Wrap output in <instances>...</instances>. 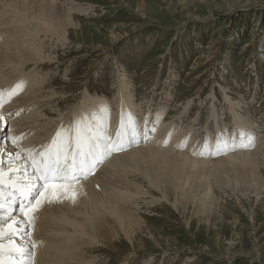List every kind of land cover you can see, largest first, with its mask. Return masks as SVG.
<instances>
[{"label": "rangeland", "instance_id": "obj_1", "mask_svg": "<svg viewBox=\"0 0 264 264\" xmlns=\"http://www.w3.org/2000/svg\"><path fill=\"white\" fill-rule=\"evenodd\" d=\"M71 1L78 9L72 13L68 39L41 38L46 61L39 64L46 66L35 74L50 82L43 86L37 78L33 90L52 87L57 94L40 112L50 109L52 119L59 121V114L81 102L87 108L82 114L88 115L96 109L89 106L91 97L98 106L104 99L116 116L123 99L135 95L133 110L151 104L153 115L168 112L166 125L181 117L182 128H190V149V142L211 144L208 136L197 138L202 126L212 124L213 115L228 124L237 123L242 114V125L254 127L255 141L262 137L245 151L259 144L264 149V0ZM32 68L27 73H34ZM0 84L6 86L5 77ZM240 101L242 107L230 105ZM36 125L42 133L49 130ZM130 159L134 164L129 175L137 174L134 181L147 194L138 196L143 203L133 208L145 224L137 228L133 243L121 236L114 240L115 248L101 246L95 264H264V173L259 184L256 178L252 185L251 175L245 174L247 180L241 182L233 172L219 170L224 166H205L198 174L181 167L178 170L186 173L179 192L165 195L149 189L143 179L144 170H153L155 163ZM190 175L197 177L186 184Z\"/></svg>", "mask_w": 264, "mask_h": 264}, {"label": "bare ground", "instance_id": "obj_2", "mask_svg": "<svg viewBox=\"0 0 264 264\" xmlns=\"http://www.w3.org/2000/svg\"><path fill=\"white\" fill-rule=\"evenodd\" d=\"M77 9L78 7L71 0H63L62 2L58 0H0V78H6V86L2 87L0 84V89L6 90L4 103L0 106V118H2L0 119V137L4 140L0 143V170L7 173L9 177L23 175V169L20 173H12L9 172V168L24 165L27 159V150L34 149L37 152L43 150V147L51 142L56 132L62 127L66 130L64 134L67 135L68 132L73 131L72 125L76 118L87 111V108L80 106L81 102H78L71 112L59 114L60 119L57 121L52 119L51 116L53 115H51L50 109H46L44 113L40 112L39 109L52 105L57 94L54 91L56 88L51 91L52 87H50V91L48 89V91L38 93L33 90L37 78L41 79L43 86H46V82L49 81L47 78L38 77L35 74L38 73V68L44 66L39 64V60L43 59L44 61L46 58L45 54L43 55L45 41H41L43 40L41 39L42 36H46V38L47 36H57L58 39H68L69 29L74 26L72 13ZM48 57L50 56L48 55ZM29 67H33L34 73L33 71L27 73ZM22 79L26 80V86L22 91H17L9 98L8 90L13 89ZM30 90L31 92H29ZM58 93L60 92L58 91ZM134 97L135 95H129L127 99H123L124 103H121L123 106H120L116 116L110 114L108 132L112 136L115 135L123 108L125 112H131L137 121L140 119L141 131L137 138L138 142L130 143L126 151L113 152V155L109 156V163L100 165L99 169L96 168L86 178L78 180L73 186L78 192L75 203L66 199L62 202L45 204L36 212L34 225L24 227L23 231L31 232L33 240L41 242L35 249L34 264H95L97 259L101 257V255L96 254L101 246L114 247V240L121 236L133 243L137 236V228L145 224L143 219L138 216L139 213L133 208L143 203V199L140 201L138 196L147 194L134 181L137 174L132 172L133 174L129 175L134 164V159H130L132 157H136V160L138 157L139 159L148 158L147 165L155 163L153 170L150 169V166L144 170L143 179L149 183V189L155 187L165 195L171 194L179 188L183 174L186 173L178 170L181 167H189L192 172L198 174L206 169L205 166H224L219 170L233 172L241 182L247 180L245 174H248L251 175L250 183L252 185L255 184L256 178H258L256 185L259 184V179L264 173V151H262L264 149L261 148L262 145L259 144L253 151H245L252 147H236L229 151L230 147L227 150L229 151L227 155L224 154L227 151H221L222 155L215 159L209 158V160L207 157H212L213 154L207 153L209 156L194 154V152L199 153L203 145L196 146L190 142L188 144L192 150L181 145V141L190 133L189 127L184 126V132L183 126L180 125L182 123L181 117L175 120L173 124L166 125L167 119L164 120L163 118L168 112L162 115L161 112L157 111L153 115L150 110L151 104L146 110H133L131 104ZM103 102L110 107V110H113V107L104 99L100 105ZM241 103L242 101L239 103L231 102L230 105L236 104L237 106L233 107H242ZM57 105H61V103ZM100 105L93 103L90 97V107H94L96 108L95 111H98ZM212 105L215 108L218 106L214 102ZM231 111L234 115L238 114L234 109ZM158 115L160 119L156 123ZM219 117L220 115L218 117L213 115L212 124L206 125L205 128L202 126L198 130L201 135L197 140L204 136L210 137L208 141L211 142L210 147L212 149H215L218 143L223 145L221 139L231 145L230 137L235 136L233 132L236 129L237 131L246 129L242 125L246 123L243 114L239 116L238 124L235 123V120L234 123L225 124L222 120L220 121ZM146 119L147 124H145ZM179 122L181 123L179 124ZM36 124L47 125L48 132H40V127ZM25 125L33 126L25 128ZM232 125L234 126L233 132L227 130L221 132ZM54 127L56 128L52 129ZM153 127H155L154 132L152 131ZM252 128L246 130L254 135V127ZM169 132L172 133L170 139L168 137ZM261 139L262 137L255 141V144H258L257 142ZM165 140L168 142L164 143ZM18 152L20 153L19 157L16 156ZM118 159L126 162L118 161ZM28 171L31 172L32 169L29 167ZM168 172L171 173L168 174ZM132 176L134 177L132 178ZM194 177L197 176L186 177V184L193 182ZM0 188H4V186L0 185ZM5 191L8 189L5 188ZM177 191L179 192V190ZM147 193L150 194V191ZM146 201L148 200L144 198V202ZM16 206L18 207L13 208L15 211L12 213V218H20L19 201H17ZM3 211L0 210V212ZM15 239L19 243H24L28 238L17 236Z\"/></svg>", "mask_w": 264, "mask_h": 264}, {"label": "snow or ice", "instance_id": "obj_3", "mask_svg": "<svg viewBox=\"0 0 264 264\" xmlns=\"http://www.w3.org/2000/svg\"><path fill=\"white\" fill-rule=\"evenodd\" d=\"M26 83L22 79L13 89L8 90L9 98L17 91H22ZM5 91L0 89V106L4 103ZM110 114V107L101 104L98 111L79 115L72 125L73 131L67 135L63 127L58 130L43 150H27L24 165L9 168L12 173H20L23 169V175L9 177L0 170V185L4 186L0 188V209L4 210L0 212V264H34L35 249L41 242L33 240L31 232L23 229L34 225L36 212L45 204L66 199L75 203L78 192L73 186L78 180L93 173L113 152L122 151L130 143L138 142L141 129L133 114L122 108L114 136L108 132ZM159 119L158 115L156 123ZM152 131H155V127ZM171 134L169 132V139ZM189 138L190 134L181 141V145L186 147ZM230 139L231 145L224 141L222 146L218 143L215 149L206 141L201 151L194 154H221V151H227L230 147L234 150L236 147L255 146L254 135L246 129H239ZM19 155V152L16 153L17 157ZM29 167L31 172L28 171ZM17 201L21 215L20 218H12L13 206ZM17 236L28 239L19 243L15 239Z\"/></svg>", "mask_w": 264, "mask_h": 264}]
</instances>
